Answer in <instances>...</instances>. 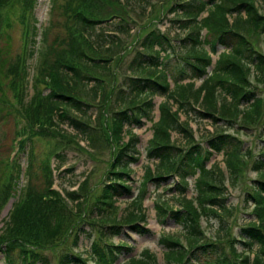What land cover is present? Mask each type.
<instances>
[{
    "label": "trees",
    "instance_id": "trees-1",
    "mask_svg": "<svg viewBox=\"0 0 264 264\" xmlns=\"http://www.w3.org/2000/svg\"><path fill=\"white\" fill-rule=\"evenodd\" d=\"M16 1L0 0V8ZM20 1L22 13L36 2ZM258 1L174 0L169 11L176 17L170 23L178 36L186 30L183 37L179 36L183 39L181 47L186 56L184 69L180 71L176 65L169 68L175 74V87H168L165 73L151 80L155 73L148 71L137 77L128 76L123 86L110 89L106 98H113L114 109L110 112L111 121L105 136L113 149L106 161L100 192L92 195L93 210L86 215L82 213V206L89 199L88 189L68 193V199L75 201L71 205L59 193H47V197L45 188L38 194L31 188L23 201L14 204L9 223L0 232V253L7 264H17L20 255L27 261L23 264H51L45 249L56 245L68 230L73 232L75 228H81L78 225L81 216L87 217L91 224V231L87 232L91 239L87 253L93 264H112L121 256L124 257L122 264L158 263L156 254L148 247L129 255L132 247L125 240L120 238L114 242L111 239L114 235L124 237L122 227L136 233L147 231L136 221L146 222L143 197L152 185L156 191L153 204L158 217L163 221L169 218L177 226L168 233L159 232L158 243L164 248V264H264V55L250 40L251 36L264 32V14L259 11ZM120 2L123 1L63 0L62 13L66 14L68 21L65 28L74 38L70 33L61 38L54 33L48 44L43 40L45 49L39 63L41 80L44 83L50 80L48 85L53 93L39 101L35 99L38 95L34 94L33 98L22 103L24 112L33 122L42 119L56 125L65 122L67 109L81 110L83 102L69 94L71 86V89H78L84 81L92 80L91 89L97 93L95 89L102 78L100 70L107 66L96 49L92 47L93 52H97L92 57L83 50V45H90L84 34L96 23L88 15L106 18L118 14L115 11ZM146 2L149 5L152 0ZM24 19L25 15L21 20ZM6 24L0 26V33ZM51 28H60L59 21H52ZM158 29L153 27L139 38L141 50L135 61L139 72L144 71L142 65L159 63L161 56L159 52L157 54V48L167 51L171 47L169 34ZM201 29H204L202 33ZM75 38L79 43H75ZM206 46L211 50L221 47L209 72L211 56ZM15 63L10 69L13 74L11 88L14 95L20 97L17 101L21 104L27 64L21 61L19 65L18 60ZM2 64L0 57V75L5 74ZM198 77H204L201 87L205 93L200 101L202 111L193 109L187 96L191 92L193 100H197L199 90H194L191 80ZM186 78L190 81L184 82ZM168 89L172 90L168 93L172 102L158 104L159 117L154 121L155 114L152 113H155L156 104L153 96L164 94ZM173 104H176L177 111L172 110ZM182 112L186 118L192 112V118L211 121V130L201 129L202 141L195 139L192 127L186 120H181ZM148 115L152 134L141 150L132 125L141 123V118L147 119ZM70 124L74 129L86 132L81 122L70 118ZM225 126L253 136V143L245 147L248 145L246 141L239 135L225 132L222 129ZM214 152L221 154L226 173L218 159L207 165ZM151 163H154L153 167ZM17 168L12 167L13 173ZM249 170L254 171L257 178L246 182ZM133 174L139 175L138 180H132ZM172 174L177 175L179 181L167 184L173 179ZM228 188L239 189L242 200L252 206L248 217L240 221L234 219L231 225H228L227 217L237 208L228 202ZM10 189L11 181L5 185L3 193L8 194ZM166 191L171 194L166 195ZM123 197H126L125 204L118 207L117 201ZM0 198L4 196L0 195ZM213 224L215 227L210 231L207 227ZM233 224L238 225L235 231L232 230ZM77 237L78 234L73 242L75 251L69 249L61 253L57 264L86 263L87 259L78 251Z\"/></svg>",
    "mask_w": 264,
    "mask_h": 264
},
{
    "label": "rangeland",
    "instance_id": "rangeland-1",
    "mask_svg": "<svg viewBox=\"0 0 264 264\" xmlns=\"http://www.w3.org/2000/svg\"><path fill=\"white\" fill-rule=\"evenodd\" d=\"M52 0H36V3L33 4V6H29L28 11H23L22 13V1L17 0L14 3L9 4L8 6H4L0 8V26L8 23L4 27V31L0 33V57L2 58L3 64H2V70L5 72L4 75H0V182L3 181L4 183L7 181V167L5 165V158L10 148V141L12 137L14 136V126H13V118L14 115L19 112L18 105L13 106V100H12V93L13 89L11 88V80L13 79V74L10 72V69L12 66L16 65L17 60L23 61L25 64H27L28 68V77L29 80L26 82L25 86V93L26 96H30L34 91V87L31 86V82L35 79L37 76V73H34L32 71V65L36 63L35 60L39 58V53H31L28 56L29 49L27 48L26 44L29 42L30 38L33 36V30L32 26L34 25L36 27V33L34 35V43L32 46L34 48L42 53L45 49V43L42 42V40L47 41V44L49 43V40L51 39L52 35L54 33L59 35V38L64 37L65 34H68V30H66L65 26L68 24L67 17L64 13H62V7L61 4L63 3V0H54L53 6H51ZM129 6H124L123 12L125 15L128 16V21L130 22L132 19L133 25L128 26V32H118V37L121 39L122 44H129L135 35V28L141 23H143L147 17L148 14L145 15L144 10L141 9V7H147L146 0H128L126 1ZM263 9H264V2L259 0L257 2ZM263 9H260L261 11ZM127 14H126V11ZM264 11V10H263ZM22 13V14H21ZM166 13V9H165ZM25 15V19L21 20L22 16ZM145 15V16H144ZM152 15H157V6L155 4L152 5ZM131 18V19H130ZM52 21H59L60 28L52 29L49 27L51 26ZM48 25V29L46 31V26ZM112 22L106 21L101 23L100 25H96L95 28L92 31H89V37H90V43H94L97 45V48L100 50L103 41L101 42V39L99 38L101 36V33L103 29L104 31H109V27H105V25H109ZM163 23L165 24V19L163 20ZM159 23L160 28H164V24ZM133 26V29L131 30V27ZM30 30L32 31V36H27L24 34L25 31ZM46 31V32H45ZM49 31V32H48ZM204 31V30H203ZM45 32V33H44ZM109 35V34H107ZM179 38V37H176ZM252 41H256L257 48L261 50L264 53V34L260 36H251ZM138 48L137 44L134 45L133 50L129 51L125 57L122 58L121 62L118 63V66L120 65V71L117 70L115 72L116 78H120L123 76L122 74L128 73L132 74L134 73L132 70L128 71V64L133 58L135 54V50ZM220 47L216 51H220ZM118 51L117 49H114V53L116 54ZM107 53H103V55L106 56ZM115 58V57H114ZM214 59L215 57L212 56ZM38 61V60H36ZM169 63V58L167 57L164 60L163 66L165 67L166 64ZM143 69L146 70H153L156 74H161L164 72V69L162 67H157L154 65L145 64L141 66ZM107 70L104 71L106 73ZM120 79L118 82H120ZM101 83L99 87L97 88L99 92L105 91L106 88H110L114 85L113 82L109 83L108 80L100 78ZM84 89L80 93L81 99L86 101V105H81V109L83 110H75L71 109L68 110V113H66L69 118L73 119H80L84 120L86 122L89 121V123L93 126H96L97 122V116L100 111V106L102 105V102L105 99V92H102L100 95V99L98 100L99 92L97 89V93L93 92L90 88V85L93 84L91 82L84 81ZM171 84V80H170ZM49 92V89L44 86L42 89V94H46ZM94 93L97 94V97H94ZM264 96V91H263ZM114 109V102L113 98H109L105 103L104 110L105 118L102 122L105 126L103 127V133L102 135L94 139L92 142L90 140L89 135L90 134H84L80 133L79 131H75L73 128L69 127V119H66L65 122L59 123L57 126H48V124L44 125L41 128V133H38L36 135H33V137L30 139V144H28L24 149L23 152H19L18 155H16L17 160H19V164L24 166V169L28 166V164H32V167L30 169L31 177L29 179H21L22 176L18 179V186L20 187L22 184H28L29 181L32 183L37 184L38 186H41L43 184H46V179L43 180L42 172L43 166H47V180H53L57 183L56 189L61 190H68L67 188L72 187L76 188L78 183L83 180V178L88 175L90 176L88 184L89 186H92L93 184H96V182L99 181L101 174L103 173L106 161H108L110 157L109 152V142L106 140V130H108L107 125L110 123L109 120V114ZM93 120H95V123H93ZM84 124V123H83ZM192 126L195 128L196 122H191ZM84 126L87 128V125L84 124ZM149 123L145 124L141 128H134V131L137 134H141V144L139 148L142 150L143 146L145 145V141L150 136V131L148 130ZM208 127V125H207ZM223 130H229L223 127ZM35 131V130H33ZM68 132L74 134L71 136L74 139V142L71 141L68 136ZM242 138L246 140V137L242 134H240ZM75 142L80 143L82 146L81 149H79ZM257 142V141H256ZM245 145V147L249 146ZM252 144V143H251ZM64 147L63 156L62 157H53L51 158V163L54 164V168H57V170H60V173L58 175L54 174L55 170L53 167L49 166L48 164V155L52 152H54L56 149ZM62 149V148H60ZM254 148V152H255ZM29 151L31 152V163L30 160H28L27 154H29ZM222 165V164H221ZM226 173V169L224 166H222ZM51 172H49V171ZM139 171L141 172V168H139ZM257 174L249 170L248 176L246 178V182H249L250 179L257 178ZM228 183H226V186ZM1 187V185H0ZM160 190V188L158 189ZM230 191V190H229ZM15 199V197H11L9 199V202L7 203H0V227L3 226V221L5 216L7 215V212L10 208V204L12 200ZM126 198H121L120 202L117 204L121 207L124 206ZM228 202L232 203L236 206L237 210L232 211V215L227 217L228 225L232 224V220L236 218L237 221L242 220L245 217H248L245 210L247 212L251 211V205L249 206L246 202L242 200L241 194L239 189H234L229 193ZM145 206L147 207V213H148V226L151 228V233L149 234H143V235H136L132 234L131 236H127L130 238L131 241H135L133 246V249L131 250V254L137 253L141 248L143 247H149L151 251H153L156 256L158 257V260L162 256V247L158 243V231L159 228H162L164 230V227H162L163 224H159V218L156 219L155 212L153 209L152 204V197L146 196L145 197ZM245 212V213H244ZM203 225H205L203 223ZM214 226L207 227L210 229V231L213 230ZM169 229H176L177 226L175 225V222L169 221L168 222ZM89 228V225H83V229L86 230ZM237 229V226L233 227V231ZM169 230V231H170ZM165 231V230H164ZM165 231V232H169ZM80 235V242L79 245H87L86 249L89 246L88 240H86V234L85 232L81 231L79 232ZM122 238L120 236H113V239ZM68 248H73V245L71 243V240L67 242ZM74 249V248H73ZM84 248H80L79 251L83 253V256L86 254L84 253ZM63 251L62 246L54 247L48 250H45L44 253L49 256L51 260V264H57V259L61 252ZM0 264H4L3 257L0 254ZM118 264V262H117ZM160 264V261L159 263ZM162 264V262H161Z\"/></svg>",
    "mask_w": 264,
    "mask_h": 264
},
{
    "label": "bare ground",
    "instance_id": "bare-ground-1",
    "mask_svg": "<svg viewBox=\"0 0 264 264\" xmlns=\"http://www.w3.org/2000/svg\"><path fill=\"white\" fill-rule=\"evenodd\" d=\"M102 41H103L104 44H106L107 42H109L108 39H101V42H102ZM104 44H102V46H103Z\"/></svg>",
    "mask_w": 264,
    "mask_h": 264
}]
</instances>
